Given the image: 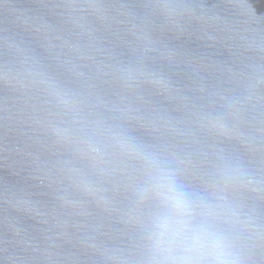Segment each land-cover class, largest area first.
Instances as JSON below:
<instances>
[{
  "label": "water",
  "instance_id": "obj_1",
  "mask_svg": "<svg viewBox=\"0 0 264 264\" xmlns=\"http://www.w3.org/2000/svg\"><path fill=\"white\" fill-rule=\"evenodd\" d=\"M117 133L264 264V0H0V264H139Z\"/></svg>",
  "mask_w": 264,
  "mask_h": 264
},
{
  "label": "clouds",
  "instance_id": "obj_2",
  "mask_svg": "<svg viewBox=\"0 0 264 264\" xmlns=\"http://www.w3.org/2000/svg\"><path fill=\"white\" fill-rule=\"evenodd\" d=\"M113 140L122 152L145 164L138 197L150 204L151 211L140 221L139 264H244L233 235L219 226L211 206L191 192L174 170L123 134H114Z\"/></svg>",
  "mask_w": 264,
  "mask_h": 264
}]
</instances>
